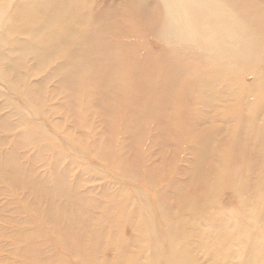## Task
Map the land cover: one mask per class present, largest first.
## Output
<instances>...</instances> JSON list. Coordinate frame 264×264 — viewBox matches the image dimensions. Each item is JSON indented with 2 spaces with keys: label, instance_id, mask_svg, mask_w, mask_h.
Listing matches in <instances>:
<instances>
[{
  "label": "rangeland",
  "instance_id": "374dc122",
  "mask_svg": "<svg viewBox=\"0 0 264 264\" xmlns=\"http://www.w3.org/2000/svg\"><path fill=\"white\" fill-rule=\"evenodd\" d=\"M46 1L0 0V264H162L170 241L163 236L166 225L172 221L169 226L173 227L174 212L183 203L177 191L172 193L177 186H168L170 180L180 183L187 197L201 192L203 181L220 180L207 207L198 214L192 212L196 222L213 235H229L240 214L255 219L247 200L259 192L243 181L254 176V171L247 175L245 170L260 162L256 151H264V54L250 46L260 39L264 51V0H144L146 13H141L139 4L126 7L124 0H90L85 16L98 29L106 24L117 26L120 18L116 16L121 12L113 9L125 8L122 15L132 20L130 24L141 35L134 36V30L129 35L121 32L111 41L119 50L128 49L121 53L126 61L137 58L138 62L120 77L112 75V68L100 66V73L93 75L97 91L92 94L84 92L89 93L84 83L89 72L75 78L71 96L77 103L70 109L65 106L66 97L57 91L61 78L50 76L56 63L40 57L37 72L29 58L20 70L19 82L13 80L16 72L8 67L19 51V42L26 38L20 16ZM215 12L220 14L218 21L232 19L228 21L235 26L230 30L220 28L230 32L227 41L234 50L246 54L249 45L251 64L241 67L221 55L203 56L211 44L210 32L224 41L215 33L219 27L204 19L213 20ZM106 14H110L109 22L103 23ZM172 14L179 23L189 25L184 34L197 35L193 46L186 49L202 61L176 76L178 91L173 89L172 97H155L152 103L140 97L137 82H132L143 81L142 64H137L145 52L150 59L161 56L165 60L181 47L177 40L164 39L155 30L159 20L164 23ZM196 42L200 49L194 48ZM226 64L238 82L233 83L237 90L233 94L226 91L229 77L222 79L226 85L219 84L222 90H213L211 74ZM85 65L97 67L92 62ZM131 73L134 80L129 79ZM204 73L211 75L212 92H194ZM126 78L128 83L123 86ZM46 79L45 90L40 92L39 83ZM84 95L90 98L87 104ZM133 135L140 141L131 145ZM205 137L209 146L197 163L192 152ZM219 166L221 178L216 171ZM232 180L241 183L239 189L245 185V190L235 189ZM164 196L166 205L162 202V207H155ZM151 197V203L147 202ZM142 217L152 221L151 230L136 225ZM211 218L213 229L208 222ZM260 234L264 239V225ZM186 237L195 246V264L239 262L238 255L228 258L227 246L208 255L198 233ZM232 248L239 246L232 243Z\"/></svg>",
  "mask_w": 264,
  "mask_h": 264
},
{
  "label": "bare ground",
  "instance_id": "6f19581e",
  "mask_svg": "<svg viewBox=\"0 0 264 264\" xmlns=\"http://www.w3.org/2000/svg\"><path fill=\"white\" fill-rule=\"evenodd\" d=\"M89 1L90 0H47L46 2L36 3L35 4L36 7L34 8L33 11L30 12V14L26 13L25 16L22 14L19 18L20 23H22L23 25V29H21V31L24 33L26 38L23 42H19V46H20L19 51H17V54L14 55V58L12 60L10 59L8 64L9 71L14 75H15L14 72H16V76L13 77L14 78L13 80L19 82L20 79L22 80V74L20 70L23 71L25 69L29 58H33V62L36 64L35 69L37 72L41 70L40 66L42 60L40 59L43 57L46 58L45 61L48 60V63H53L52 65H55L56 63L55 70L52 69L53 71L50 74V76L52 77L58 76L61 78L57 91H59L60 94L66 97L65 106L68 109H70L72 105H75V103H77L74 97L71 96L73 93L71 86L73 85L75 78L82 76L86 72H89V79L84 82L87 86V91H89V93L86 91L84 92L87 94H92V92L90 91H97V88L94 87L92 84V81L94 82L96 81L95 79H93V75L94 73H100L101 70L99 69L100 66L112 68V75H116L120 77L126 75V71L124 69L131 68L130 69L131 71L135 66V64L138 62L137 58L129 59L130 62L126 61L125 59L127 57L124 58L121 53L125 52L128 49L125 48L123 50H119L117 47V43L111 41V37L120 36L119 33L121 32L129 35L128 33L134 30L133 31L134 36L141 35V32L137 30L134 25L132 26L130 24L132 20L122 15V11H126L125 8L119 9L120 7H117L118 10L113 9V11H116V13L118 14L119 12H121L119 16H116L120 18L118 20L119 22L117 26L116 24L114 26H109L108 24H106L103 27H99L100 29H98L95 27V25L91 24V21L88 19L87 16H85V11ZM123 3L128 8H132V5L139 4L142 11L141 13L147 12V7H146L147 4H145L144 0H124ZM223 8L222 9L218 8V11L224 12ZM199 13L200 11H198L197 15H199ZM109 15L110 14L103 15L101 21H103V23L109 22L108 21ZM217 16H220V14L218 12L216 14L215 12V16L213 20L207 18L204 19L207 20L209 23L213 22L212 25L214 27H219V29L216 30L215 33L219 34L224 41H220L219 38L215 39L213 35L214 32L213 34L210 32L208 35H210L209 41L211 44L209 48L208 45L206 46V50L208 52L204 53L203 56L205 58L206 57L208 58V56L210 57V56L221 55L225 60H227V62L239 65L241 67H243L246 64H251L250 62H248L249 45L247 47L246 54L243 50H240V52L234 50L237 48H232L227 41V37L231 36L230 32L220 28V27H224V28L226 27L227 29L230 30V28L235 26L228 21L232 19L231 18L228 19L224 17L226 18V21H218ZM170 17L171 18H169V20L164 23L161 20H159V24H158L159 26L155 28L156 33L161 35L164 39L177 40L179 45L182 44L181 47L175 49L174 52H172L171 56L165 60H163L161 56H154L153 59H150L148 53L145 52V55L140 61L141 63L139 62L137 64V66L142 64L141 68L143 70H141V72L143 73L144 76L141 78L143 79V81H139L138 83V81L132 78V73L129 76V79L135 81L132 83L137 82L136 84H138V87H136L137 88L136 91L141 92L140 97L152 103L155 97L164 98L166 100L172 97L173 89L178 91V85H176L175 87V84L177 83L176 76H179L180 74H182V72L187 73V70L193 64H196L195 63L196 61H198L199 63H201L202 61L201 58L194 56L189 52L188 49H186V47L193 46L194 40L197 39V35L193 34L190 36L189 33L184 34L183 32L184 28L189 25L187 24L183 25L179 23L173 14ZM111 30H114L116 34H112V35L108 34L109 31ZM99 33L103 34V36L100 37ZM234 41L235 38L232 39V42ZM250 46L252 47L253 50L258 48V50L262 54H264V51H261V48L259 47L260 39L256 40ZM200 47L201 45L197 44L196 47L194 48L200 49ZM96 50H100L101 53L97 55L95 52ZM38 60L39 63H37ZM87 62H92L97 67L96 68L90 67V69H88L87 65H85ZM230 69L231 66L229 64H226L221 66L220 68H217L213 72V74H211L213 75L212 81L215 87L213 90L215 92H219L220 90H222V87H220L219 84H221V86L223 84L226 85V83L222 79L223 78L228 79V77L230 80L229 81L230 86L226 85V91L230 92V94H233L237 91L233 89V83L237 82V78L235 82L234 79L232 78L233 73L229 71ZM132 72L135 75L134 71ZM228 72L229 74H227ZM210 76L206 75V73H204L203 76L201 75L199 78L198 85L195 86L194 92L200 93V92L208 91L211 93L212 90L209 89V81H208V77ZM47 80L48 79H46L45 81L42 80V82L39 83V85L41 84V86L38 87V90L40 92L45 90L44 87L42 86L43 85L45 86ZM122 83L123 86L126 85L128 83L127 78L122 80ZM118 84H121V81H119ZM187 84L184 87L186 89H187ZM133 88H135V86ZM37 92L38 91H36V93ZM250 95L251 93L248 94V96ZM84 97L86 100V104L89 103L90 98L87 95H84ZM201 99H204L205 101V99L207 98H201ZM20 107L24 108L25 105L20 104ZM73 123L76 124V119L73 120ZM133 136L135 137H130V139H133L130 142L131 145H133L137 141H140L139 136L136 135ZM207 141L208 138L205 137L199 144L197 143L198 145H196L195 148L193 147L194 150L192 153L194 156V160L197 163L205 155V150L207 149V146H209V144L207 145L208 143ZM213 152L214 151H212V153ZM256 154L259 156L258 160L260 162L256 161L253 166L251 165V167L246 168L245 170L247 175L250 173V171H254V176L250 180H249L250 176H246L245 180L243 181V182H248L255 189V191L259 192V194L252 193L251 194L252 198L251 199L248 198L247 200L248 204L253 206L254 215L256 216V218L249 220L247 219V215L240 214L238 219L234 223L233 226L234 231H232L229 235H226V237H221L211 234L210 232H208V229H204L202 225L196 222L195 217H193L192 215V212L196 211L198 214V211L200 209H204L207 207L208 200H210V198L213 197L215 188L220 186L219 185L220 180L217 179V181H214L210 179L203 181L201 185L202 190L199 189V191L205 194L203 195L201 192H197L195 195L189 197H187L184 194L181 187H178L180 183H178L177 185L175 180H174L175 182L173 180L172 181L170 180L168 186L171 188L177 186V188H175L174 191L172 190V193L174 192L175 194L177 191V194L179 196H182L183 203L181 207H178L177 211L174 212V215L172 217L173 227L171 228L169 226L170 224H172V221H169V223L170 222L171 223L166 225V232L165 235L163 236H166V240L170 239V241H168L167 250L163 255L164 261L162 264H177V263L195 264V260L192 254V252L194 253L195 246H193L187 240L186 237L189 233H198L202 237L201 245L208 248V255L209 253H211V250H216L217 252L220 253L224 251V248L227 246L228 258L232 255L239 256V262L237 264H264V258H263L264 239L260 234V231L264 225V151L262 150L256 151ZM212 160H215L214 157ZM239 160L241 162V159ZM208 162L209 161H207V163ZM207 169L210 168H206V170ZM216 171L220 172L219 173L220 178L223 177L222 166H219L216 169ZM209 175L207 174V176ZM232 184L235 186L234 188L237 190L241 186V183L235 182L234 180H232ZM239 190L244 191L245 185H242V187ZM155 198L157 199L156 196ZM166 198L165 196L161 197L155 202L154 206L155 207L161 206L162 202L165 203ZM151 200L152 197L147 202L151 203ZM174 207L175 206H173V208ZM164 208L165 207H163V209ZM253 217L254 216H252L251 218ZM164 220L162 221V224L165 223ZM213 220L214 218L208 219V222L211 224L212 229L214 228ZM139 224L142 225L144 224L145 226L148 227L149 230L152 229V221L149 220L148 217L147 218L142 217L141 219H139L136 225ZM153 231L154 230L150 232ZM243 231H245V233H243ZM232 243H236L239 246V248L237 250H234L232 248ZM226 260L227 259H222L221 262L226 263Z\"/></svg>",
  "mask_w": 264,
  "mask_h": 264
}]
</instances>
